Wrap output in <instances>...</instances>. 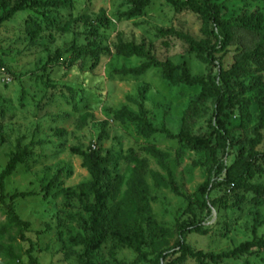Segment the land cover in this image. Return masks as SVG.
Returning a JSON list of instances; mask_svg holds the SVG:
<instances>
[{"label":"rangeland","instance_id":"obj_1","mask_svg":"<svg viewBox=\"0 0 264 264\" xmlns=\"http://www.w3.org/2000/svg\"><path fill=\"white\" fill-rule=\"evenodd\" d=\"M3 1L15 5L20 0H0V17L6 12ZM49 1L62 8L26 10L0 27V65L14 80L6 84L0 73V176L19 142L23 147L36 143L33 157L7 179L6 187L7 203L17 191L36 193L15 201L18 214L31 223L25 232L28 241H12L10 237L17 234L12 230L0 236V243L14 247L21 256L19 264H30L26 252L31 247L38 264H153L160 252L171 251L173 255L164 263L168 264L180 256L171 249L181 241L179 226L184 222L202 224L207 231L186 236L195 251L220 254L255 238L264 239V157L254 163L253 176L245 182L259 190H233L222 184L209 200L201 192L203 185L216 182V162L225 161L230 168L248 163L252 151L264 154V129L257 132L264 108V66L251 62L241 76L219 81L227 95L222 119L231 137L225 148L215 116L216 98H201L200 87L185 86L174 77L167 80L161 68L153 67L140 76L121 74L122 69L141 67L149 59L125 57L117 49L121 43L141 45L162 62L186 63L194 76L217 79L219 68L202 63L191 51L193 41L217 43L211 35L213 25L166 0L155 1L143 16L132 19L124 16L132 7L126 0ZM219 3L226 20L244 13L264 14V1ZM102 9L110 19L108 24L100 21ZM170 30L178 34L161 35ZM259 40V33L237 27L232 44L216 55L217 63L229 70ZM83 46L97 51L99 57L78 56L72 50ZM58 55L59 61L52 60ZM141 100L153 127L174 135L188 128L192 135L205 137L216 153L170 139L165 133L148 135L141 123L115 118L114 113L124 108L139 113ZM93 151L104 159L106 187L117 175L122 177L119 200L126 199L135 176L146 181L149 214L137 218L133 204L129 214L146 230L148 261L116 237L108 223L100 247L86 255L84 242L92 235L88 207L95 197L86 195L80 186L93 181L83 156ZM173 186L181 194L194 196V202L175 193ZM69 188L78 196L62 192ZM7 211L0 203V229ZM148 217L165 233L151 230L145 221ZM0 264L15 263L0 252ZM183 264L200 263L190 258ZM220 264H264V250L254 249Z\"/></svg>","mask_w":264,"mask_h":264},{"label":"trees","instance_id":"obj_2","mask_svg":"<svg viewBox=\"0 0 264 264\" xmlns=\"http://www.w3.org/2000/svg\"><path fill=\"white\" fill-rule=\"evenodd\" d=\"M132 7L127 11L124 16L130 19L143 16L146 10L158 0H126ZM220 0H166L168 4L173 5L178 10L189 9L195 14L199 15L207 23L213 25L211 35L217 40L216 44H211L209 41L199 43L192 42L191 51L196 54L198 59L208 65L219 68V74L217 79H213L211 76L198 75L194 76L189 66L186 63L181 65H175L171 61L162 62L155 57L149 56L144 46L136 45L134 43H121L118 46L119 54L125 57L137 56L140 58L149 59V61L143 64L141 67L133 69H122L121 74L140 76L145 74L151 68H161L164 70V77L167 80L176 79L177 82L188 87H200L201 98H216V121L219 126V130H222L221 140H223L224 147L226 148L230 142V134L227 130L225 122L222 117L224 115L225 105L227 103V95L225 94L219 81H227L234 77H239L248 71L249 63H256L259 68L264 66V14L260 12L244 13L232 20H226L221 17V4ZM252 1H264V0H252ZM5 9V13L0 17V27L14 18L18 13L26 10H33L39 12L43 9L55 8L60 9L62 5L60 3L49 0H20L17 4L11 5L7 1L2 2ZM100 21L108 24L110 19L106 17V11L101 10ZM31 28H36V25L31 23ZM242 27L247 31L260 34V40L257 42L255 48L252 51L243 53L229 70H225L221 64L217 63L216 55L221 54L232 44L235 37V29ZM178 34L174 30L161 31V35ZM95 44V43H93ZM72 50L76 52L78 56H92L99 57L97 51H92L88 46L86 47H72ZM52 60L59 61L60 55L54 57ZM1 67V65H0ZM47 87L52 86L50 83L45 82ZM73 91V89H70ZM139 113H134L124 108L114 113L115 118L118 120H127L130 122L141 123L143 131L148 135L157 133H165L170 139H179L190 142L199 148L207 151L208 153H216L208 140L205 137L192 135L188 128H184L179 134L174 135L170 130H160L150 123L149 111L144 101H138ZM264 129V108L261 109L260 123L257 128L259 133ZM36 143H31L26 146H22L19 142L17 150L11 154L8 165L0 176V203L7 208V221L0 229V236L10 233L12 230H16V235L10 237L12 241L21 239L22 241H28L25 232L31 228V223L25 221L17 212L15 201L19 198L26 199L28 197L36 195L35 192H19L17 191L10 197V202L6 201V187L7 179L14 176L17 173L18 167L25 165L27 160L32 158L35 153ZM84 167H86L91 174L93 181L80 186V189L86 193V195H93L95 197V203L88 207L91 212V230L92 235L84 242L86 248V255H90L97 248L100 247L104 240L105 227L108 223L109 230L125 244L132 248L140 258L144 261H148L149 254L144 251V245L146 242V230L142 225H139L137 218L139 216H146L149 214L150 209L145 205L148 197L149 189L146 181L141 175L135 176L134 180L130 183L129 189L126 193V199L119 200L120 185L122 177L117 175L114 179V183L105 186V180L107 179V172L103 168L104 159L96 151L91 153H83ZM264 154L252 151L250 153V161L242 165H235L228 168L225 161L216 162L213 167L215 173V183L211 186L206 183L201 187V192L208 196L210 199L211 193L219 188L222 184L227 186H233V190L244 189L245 191L259 190V187L245 183L253 176V165ZM227 171L225 180L222 183H218V179ZM53 185L44 189L48 191ZM173 191L180 196H183L190 204L195 200L194 196H186L179 193L178 189L173 186ZM68 197H77L78 192L75 189H65L62 191ZM137 208L138 216L135 219L130 218L129 211L131 205ZM208 207V203L205 205ZM215 208V204L211 205ZM148 226L156 234L162 235L165 232L156 226L154 219L148 217L145 218ZM206 234L202 224H189L182 223L179 226V234L181 241L176 248L171 249L175 251V254H180L173 263L168 264H183L188 259H195L200 264H220L226 260H236L247 254L248 252L258 249L264 250V239L259 240L255 238L252 241H248L240 244L238 247L231 251L213 254L205 253L203 251H195L191 245H189L185 238L188 234ZM178 249V250H177ZM177 250V251H176ZM0 252H4L10 262L19 264L21 256L15 252L12 245H5L0 243ZM34 248L31 247L26 253L30 258V264H38L37 259L33 256ZM171 251L160 252L157 255V259L153 264H164L165 260L172 256ZM90 264H93L90 262Z\"/></svg>","mask_w":264,"mask_h":264},{"label":"built area","instance_id":"obj_3","mask_svg":"<svg viewBox=\"0 0 264 264\" xmlns=\"http://www.w3.org/2000/svg\"><path fill=\"white\" fill-rule=\"evenodd\" d=\"M0 73L3 75L4 82L6 84H11L14 81L13 78L10 76V74L7 73L4 67H0Z\"/></svg>","mask_w":264,"mask_h":264}]
</instances>
